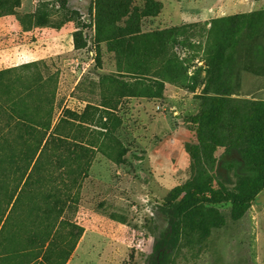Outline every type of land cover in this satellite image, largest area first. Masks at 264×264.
<instances>
[{
	"label": "rangeland",
	"instance_id": "1",
	"mask_svg": "<svg viewBox=\"0 0 264 264\" xmlns=\"http://www.w3.org/2000/svg\"><path fill=\"white\" fill-rule=\"evenodd\" d=\"M258 10L264 0H0V264H68L85 240L71 264H148L169 232L161 208L195 173L203 104L241 16ZM231 81L233 99L264 102L262 39ZM262 195L237 222L221 206L226 225L183 241L173 264H264Z\"/></svg>",
	"mask_w": 264,
	"mask_h": 264
},
{
	"label": "trees",
	"instance_id": "2",
	"mask_svg": "<svg viewBox=\"0 0 264 264\" xmlns=\"http://www.w3.org/2000/svg\"><path fill=\"white\" fill-rule=\"evenodd\" d=\"M57 1L67 9L68 0ZM241 26L245 34L234 39L232 54L220 67L219 90L203 104L190 153L195 173L161 208L169 232L155 241L148 264H173L183 241L201 245L226 225L221 206L230 205L231 219L237 222L264 192V102L233 99L231 81L244 50L264 41V10L241 16ZM220 148L224 151L217 156ZM53 240L51 232L49 244Z\"/></svg>",
	"mask_w": 264,
	"mask_h": 264
},
{
	"label": "crops",
	"instance_id": "3",
	"mask_svg": "<svg viewBox=\"0 0 264 264\" xmlns=\"http://www.w3.org/2000/svg\"><path fill=\"white\" fill-rule=\"evenodd\" d=\"M258 11H259V10H258ZM162 17H164V16L162 15ZM169 19H171V18H169ZM0 21H1V20H0ZM10 22H12V20H10L8 23H10ZM0 25H1V22H0ZM14 26H15L16 28L20 29V28L22 27V23H20V22H15ZM0 34H1V33H0ZM25 34H26V32H25ZM3 37H5V36H3ZM3 37H0V47H1V45H3V41H2V40H4ZM10 41H12V40H10ZM84 240H85V238H84ZM89 243H90V244H89ZM93 244H94V241H93V242L88 241V243H87L86 240H85L84 242L82 241V242L80 243L78 249L76 250V253H79L81 247H83V246H86L87 248H92V247H93ZM76 253H75V256L73 257V259L70 260L68 264H71V263L75 260V258L77 257V256H76Z\"/></svg>",
	"mask_w": 264,
	"mask_h": 264
},
{
	"label": "water",
	"instance_id": "4",
	"mask_svg": "<svg viewBox=\"0 0 264 264\" xmlns=\"http://www.w3.org/2000/svg\"><path fill=\"white\" fill-rule=\"evenodd\" d=\"M262 201H264V195L260 196V198L257 200V202H259V203Z\"/></svg>",
	"mask_w": 264,
	"mask_h": 264
}]
</instances>
